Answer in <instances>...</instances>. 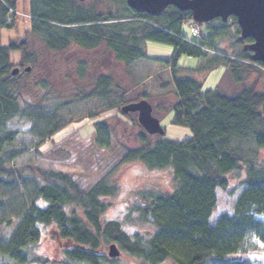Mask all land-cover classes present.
Returning a JSON list of instances; mask_svg holds the SVG:
<instances>
[{
    "label": "trees",
    "instance_id": "1",
    "mask_svg": "<svg viewBox=\"0 0 264 264\" xmlns=\"http://www.w3.org/2000/svg\"><path fill=\"white\" fill-rule=\"evenodd\" d=\"M123 5L127 12L114 13L85 8L78 0H30L27 34L42 47L29 51L28 36L18 44L0 45V183L7 182L6 177L10 181L23 177L26 169L34 180L33 198L18 215L15 231L8 240L0 238L2 260L29 264V253L36 256L32 262L43 260L38 249L49 228L63 243L57 264H125L106 252L112 243L141 264L170 260L174 264H264L258 258L264 256V156L260 157L264 150V91L257 89L259 80L236 93L218 88L204 90L202 81L185 74L197 68L185 67L179 59L211 57L197 70L225 66L236 84L258 73L257 67L262 64L254 62L251 51L243 48L239 30L233 32L236 41L231 49L220 45L231 34L220 18L206 25L209 36L201 32L199 40L190 42L185 24L192 19L190 11L171 5L164 15L151 16L132 10L126 2ZM16 9L17 0H0V29L14 27ZM148 41L171 45V58L151 56L146 49ZM74 46L85 51L103 49L114 64L164 61L171 68L178 95L175 120L193 132L184 139L166 135L153 139L142 130L137 147L123 148L119 162L168 169L172 189L138 192V199L130 204L122 220L104 217L111 206L106 199L119 192L109 174L84 188L63 171L42 170L32 164L16 170L10 167L23 153L13 146L23 125L33 138L45 142L68 124L61 115L60 63L66 70L74 64V57L69 58ZM17 50L22 51V58L20 70L14 75L10 54ZM88 70L84 61L79 65L78 78H87ZM92 81L94 87L81 94V101L96 96L108 101L110 108L124 105L125 93L113 100L118 96L112 90L113 76L101 74ZM142 98L149 96L143 93L138 100ZM95 126L98 146L111 148V127L102 121ZM241 170H245V178L234 213H223L213 223L217 189L234 194L228 176ZM4 203L0 198V211ZM11 222L7 220L6 224ZM136 222H150L155 229L141 232L124 227ZM41 264H49V258Z\"/></svg>",
    "mask_w": 264,
    "mask_h": 264
},
{
    "label": "rangeland",
    "instance_id": "2",
    "mask_svg": "<svg viewBox=\"0 0 264 264\" xmlns=\"http://www.w3.org/2000/svg\"><path fill=\"white\" fill-rule=\"evenodd\" d=\"M124 0H84L81 4L85 8L95 7L102 12H127L123 5ZM125 8V9H124ZM15 25L10 29H0V45L7 46L11 42L21 43L27 39V32L30 30L31 13L30 0H17ZM209 24V23H208ZM230 35L220 44L225 48H232L235 43V33L239 29L233 20L228 23ZM201 32L209 36L206 25H203ZM186 29V27H185ZM240 35V34H239ZM29 51L41 48L42 45L35 37L28 36ZM196 40L200 37L195 35ZM198 37V38H197ZM233 37L234 39H232ZM31 46V48H30ZM35 47V48H34ZM235 47V45H234ZM240 45L236 43V48ZM147 52L151 56L170 59L173 53L171 45L148 41ZM69 58L74 57V64L66 70V65L60 63V98L64 102L61 115L67 120V125L55 134L52 139L39 142L27 131L23 125L20 134L14 142L17 150L23 151L15 158L10 167L13 170L32 164L42 170L63 171L78 181L84 188H89L106 174L119 186V192L114 198H107L111 206L104 214L105 219H125L129 213V207L135 202L138 192L163 193L172 189L171 174L168 169H151L138 162H119L123 155V148H133L139 145L138 133L142 131L138 123V113H124L121 106L110 108L108 101L100 97H90L80 100L81 94H87L94 87L93 79L101 74L113 76L115 83L112 90L118 96L125 93L126 103L138 100L143 93L148 94L149 101L154 107V114L160 119L162 126L166 129V137L172 139H184L191 137L193 132L190 127L179 124L176 119L174 105L178 102L177 90L172 81L171 68L160 60H140L131 66L124 63L114 64L103 51H85L78 46L70 50ZM213 52H210L211 56ZM11 62L17 67L21 62L22 51L11 52ZM192 56H182L179 61L191 69L199 68L207 63L208 59ZM84 61L88 64L89 76L84 79L78 78L79 65ZM106 68V69H103ZM258 73L253 72L247 79L236 84L229 76L225 66H219L212 70H195L184 72L186 75L198 78L203 82L205 89H222L228 93H236L244 87L251 86L259 80L257 89L264 91V68L257 67ZM87 73V75H88ZM188 73V74H187ZM167 84L164 86V84ZM118 85V86H115ZM94 115L89 117V115ZM74 120V121H71ZM106 122L112 129L111 148L99 147L96 143V123ZM153 139L159 135H151ZM264 156V150L260 153ZM229 182L234 194H228L221 188L217 189V210L213 213L211 221L223 213H234L236 201L242 191V180L245 178V170L229 174ZM0 183V198L4 200V209L0 211V238L8 240L15 231L22 214L33 198L34 180L29 169L25 170L23 177H17L10 181ZM133 216L136 219L137 213ZM11 220L7 225L6 221ZM151 220V219H150ZM127 229L139 230L141 232H152L154 226L150 222L132 223ZM45 237L39 246V253L43 260L49 258V264H57L59 251L63 243L58 241L51 229L44 231ZM109 252V247L106 249ZM36 256L29 253V264H41L43 260L32 262ZM0 256V264H13L11 261ZM121 260L125 264H141L140 261L131 258L121 251ZM264 263V256L258 255ZM163 264H174L171 260Z\"/></svg>",
    "mask_w": 264,
    "mask_h": 264
},
{
    "label": "water",
    "instance_id": "3",
    "mask_svg": "<svg viewBox=\"0 0 264 264\" xmlns=\"http://www.w3.org/2000/svg\"><path fill=\"white\" fill-rule=\"evenodd\" d=\"M126 3L134 11L151 16L164 15L172 5L182 11H190L199 26L216 18L226 21L229 16H235L240 25V40L253 39L244 45V49L252 52L254 61L264 64V0H126ZM19 70L15 67L12 74L16 75ZM121 110L124 113L137 112L138 122L148 134L165 135L166 130L154 115V107L149 100L127 103ZM108 254L112 258L120 257L121 250L116 243H112Z\"/></svg>",
    "mask_w": 264,
    "mask_h": 264
},
{
    "label": "built area",
    "instance_id": "4",
    "mask_svg": "<svg viewBox=\"0 0 264 264\" xmlns=\"http://www.w3.org/2000/svg\"><path fill=\"white\" fill-rule=\"evenodd\" d=\"M191 32H192L193 34H198L199 30H198L197 26L192 25V26H191Z\"/></svg>",
    "mask_w": 264,
    "mask_h": 264
},
{
    "label": "flooded vegetation",
    "instance_id": "5",
    "mask_svg": "<svg viewBox=\"0 0 264 264\" xmlns=\"http://www.w3.org/2000/svg\"><path fill=\"white\" fill-rule=\"evenodd\" d=\"M79 2H81V1H84V0H78Z\"/></svg>",
    "mask_w": 264,
    "mask_h": 264
},
{
    "label": "bare ground",
    "instance_id": "6",
    "mask_svg": "<svg viewBox=\"0 0 264 264\" xmlns=\"http://www.w3.org/2000/svg\"><path fill=\"white\" fill-rule=\"evenodd\" d=\"M199 34H201V32H199ZM248 39V38H247ZM165 86V85H164Z\"/></svg>",
    "mask_w": 264,
    "mask_h": 264
}]
</instances>
